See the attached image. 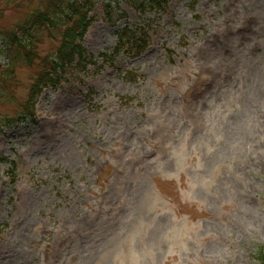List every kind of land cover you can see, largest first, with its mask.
<instances>
[{
  "label": "rangeland",
  "instance_id": "1",
  "mask_svg": "<svg viewBox=\"0 0 264 264\" xmlns=\"http://www.w3.org/2000/svg\"><path fill=\"white\" fill-rule=\"evenodd\" d=\"M101 1L113 9L83 42L93 56L114 51L125 23L126 0ZM49 3L0 0V264H260L264 0L129 10L153 24L147 53L124 52L118 71L96 58L16 124L61 37L36 24L24 39L36 59L18 63L8 34Z\"/></svg>",
  "mask_w": 264,
  "mask_h": 264
},
{
  "label": "trees",
  "instance_id": "2",
  "mask_svg": "<svg viewBox=\"0 0 264 264\" xmlns=\"http://www.w3.org/2000/svg\"><path fill=\"white\" fill-rule=\"evenodd\" d=\"M85 1V2H84ZM132 2V0L130 1ZM94 0H50L48 7L46 8V12L42 14L39 11H34L31 13V21L29 22L30 30L32 25L36 23L40 24V26L48 28L49 33L59 35L61 39L62 47L59 48V58H61L62 66H68L70 63L75 51L73 48V42L76 38L79 29L83 26V21L85 20L90 8H93ZM109 10V9H108ZM111 10V8H110ZM109 12V11H108ZM125 14H122V17ZM52 17H55L53 19ZM63 17V18H62ZM62 21L66 22L69 27L63 28V35H62ZM72 24V25H71ZM39 26V25H38ZM19 32H11L8 34L11 37L12 42L19 48V55H15V61L21 63L23 61H28L30 63L36 59V50L32 48L29 43L20 42L18 33H20L24 39L26 36L31 35L28 28H23L22 26L19 27ZM126 32V35H124ZM121 32L122 37H132L135 35V30H130L129 27ZM39 37H37V40ZM121 42V40H120ZM132 42V39L129 40V43ZM23 56V59L22 57ZM13 59V62H15ZM60 61H54L52 59H48L44 62L43 68L45 70L41 72L39 75V80L37 83L32 87V96L31 100L26 103L25 107L23 108L24 112L27 114H31L34 112L35 109V97L41 92L42 86L45 84L47 85V81L49 80V73L47 74L46 71L49 70L50 72L55 71V67L60 65ZM9 66V70L10 71ZM264 248L259 252H263ZM257 258V256H256ZM259 263L264 264V252L258 257Z\"/></svg>",
  "mask_w": 264,
  "mask_h": 264
}]
</instances>
